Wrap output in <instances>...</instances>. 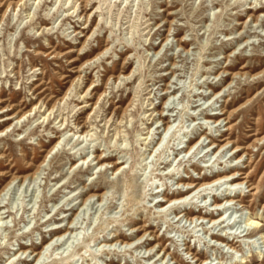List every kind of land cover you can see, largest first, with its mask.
Returning <instances> with one entry per match:
<instances>
[{"label":"rangeland","instance_id":"1","mask_svg":"<svg viewBox=\"0 0 264 264\" xmlns=\"http://www.w3.org/2000/svg\"><path fill=\"white\" fill-rule=\"evenodd\" d=\"M84 1L0 0V189L16 177L0 194V264H22L31 250L41 252L33 264H264V0ZM89 84L96 90L84 94ZM28 109L18 122L3 119ZM220 109L228 131L207 120ZM156 111L169 114L166 131L155 128ZM82 126L88 134L76 140ZM208 139L221 148L212 152ZM94 147L123 166L96 165ZM216 171L248 181L227 190L235 203L223 231L178 214L213 212L222 181L204 200L153 206L163 190H185L177 179ZM254 215L259 229L242 237ZM70 219L76 231L55 238L52 226ZM211 232L230 234L216 242ZM112 233L133 243L102 245Z\"/></svg>","mask_w":264,"mask_h":264},{"label":"bare ground","instance_id":"2","mask_svg":"<svg viewBox=\"0 0 264 264\" xmlns=\"http://www.w3.org/2000/svg\"><path fill=\"white\" fill-rule=\"evenodd\" d=\"M75 1H78V0H75ZM80 1H83V0H80ZM85 3L84 4H87V2H89L88 0H85L84 1ZM90 3H91V1H90ZM93 3V2H92ZM91 3V4H92ZM73 5V4H72ZM72 8L74 7V6H71ZM70 7V8H71ZM249 8H251V12H255V6H249ZM252 14V13H251ZM251 14H249V16L251 15ZM260 15V14H259ZM78 16V15H77ZM84 28H88L87 26L86 27H84ZM75 30V29H74ZM73 30V31H74ZM181 42V39H179L178 40V44ZM183 43V42H182ZM107 49V47H105L103 50H106ZM99 54H101V53H98L97 55H95V57H93V59H95L97 56H99ZM93 59H92V61H93ZM73 60H69V62H72ZM172 65H173V63H172ZM78 71H80V69H78ZM129 75V73L126 75V76H124V79L126 80V79H128V78H130V76H128ZM132 75V74H131ZM119 77V76H118ZM117 77V78H118ZM77 78V80L79 79V75L76 77ZM130 81H128V82H126V83H129ZM72 81H71V83H70V86L67 88V90L65 91V93L63 94V96L59 99V101H61L66 95H69V91H72L73 90V88H72ZM96 84H89L88 86H87V88H86V90H85V92H84V94H91V93H93V91L94 90H96V86H95ZM91 86V88H90V91L88 92V93H86L87 92V90L89 89V87ZM166 86V90H164V92H163V94L164 95H166V96H169L170 97V95L171 96H173V91H174V88H172V89H170V86H168L167 84L165 85ZM105 93V90H103L99 95H98V97H97V100L103 95ZM74 95H76V94H74ZM84 96V95H83ZM80 97V96H79ZM96 100V101H97ZM1 101H3V100H0V102ZM96 101L94 102V104L96 103ZM85 103H84V106L85 105H88L89 103V101H87V100H85L84 101ZM165 102H163V104H164ZM208 107V106H207ZM206 107V108H207ZM52 108H54V105L53 106H51V109ZM51 109H49V111H51ZM163 109V108H162ZM166 109H168V110H171L170 108H166ZM32 109H28V111H25V112H22L20 115H19V113L20 112H15V113H13V114H11V115H7L5 118H3V119H13V118H16V122H18L24 115H26L27 114V116H28V113L31 111ZM1 112H2V110H1ZM226 113V111L224 110V109H220V111L219 112H217V111H213V112H211L210 114H212V116H209L208 118H207V120H209V121H211L212 123H217L219 120H222V121H225V123H224V125L223 126H225L224 127V129L225 130H230L231 129V125H230V114H228V116H225V117H222L223 116V114H225ZM156 115H158V121H159V123H160V125L159 126H156L155 128L158 130V129H160V128H162L161 130L162 131H166L167 130V127L169 126V125H171V120H170V118H169V114H166V113H163L162 111H156V113H155ZM19 115V116H18ZM164 115V116H163ZM87 117V116H86ZM75 120H76V124H77V120H78V118H74ZM1 121V120H0ZM61 121V120H60ZM62 124V123H61ZM60 124V125H61ZM151 124V123H150ZM66 126H67V124H66ZM9 126H6V128L5 129H7ZM84 126H82V127H80L79 128V130H77V131H75V132H73L72 133V136H74V135H76L77 136V138H76V140H78L79 139V137L81 136H86L88 133V131L87 130H81V128H83ZM66 127H63L62 129H57L56 130V133H60L62 130H64ZM69 130H71V129H69ZM161 131V132H162ZM3 132V130H0V133H2ZM161 132H159L158 131V134L159 133H161ZM147 133V132H146ZM221 137L220 138H218L216 141H224L226 138H224L222 135H220ZM54 137L55 138H57V139H59V136H55L54 135ZM202 137V136H201ZM207 138V137H206ZM142 139H144V140H146V137H144V138H142ZM208 141L210 142V145H209V148L212 150V152H213V149H215L216 147H219V148H221V146L222 145H219V144H216L215 143V141L213 140V139H208ZM228 142V141H227ZM58 143V141H56V143L55 144H53L52 145V147H50V149L47 151V153H46V155L44 156V158H46V156L48 155V154H50V152L51 151H53L54 150V148H56V144ZM149 143V142H148ZM147 143V144H148ZM221 143V142H220ZM226 143V142H225ZM252 144V143H251ZM200 145H202V144H200ZM248 145H250V143L248 144ZM183 147H185V146H183ZM203 147V146H202ZM205 147V146H204ZM249 146H242V147H235V149H234V153H236L238 150H245V149H247ZM193 148V147H192ZM58 150V148L56 149V151ZM98 150V148L97 147H94V150L92 151V152H96ZM210 150V151H211ZM189 151H190V148H189ZM189 151H187V152H189ZM185 152V151H184ZM207 155H209L208 154V152H206L204 155H202V156H207ZM110 155H102V151H100V153H95L94 155H93V159H95L96 160V162H95V164L96 165H99V166H102V165H104L105 164V162H108L107 163V165H110V166H112V168H114V172H116V171H118L119 170V168L121 167V166H123V161H119V160H114V161H108L109 159H110ZM190 157V156H189ZM85 160H86V158L85 157H82L81 158V162H85ZM118 165V166H117ZM37 171V170H36ZM35 173V172H34ZM25 178H26V176H25ZM24 178V179H25ZM240 178H243V180L244 181H241L240 180ZM246 179H247V177L246 176H242V173L241 172H230V173H227V174H225V173H223V172H218V171H216V172H214L213 173V176H212V178H208L207 176H204V175H202L201 177H200V180L201 181H199V182H197V181H191V182H188V181H185V180H183V179H177V181L175 182V184H177V185H179V184H182L183 186H185V190L182 192L181 190H177V191H175V192H172V193H170V195H168V194H165V191L163 190L162 191V194L160 195L161 196V198H157L156 199V202H155V204L153 205V206H155V207H163L164 206V204L163 203H167V202H173V204L172 205H174V203L175 202H177V203H184V202H191V203H194L193 201H192V199H194V198H199V197H201L202 196V200H204L205 199V196L207 195V194H209V192H207V190L209 189L210 190V187H216V189L219 187V185H222V184H224V186H225V191H224V193L222 194V195H220L219 197L218 196H216L215 194H212L211 195V198H212V201H211V203H210V205H212L213 206V212H209V210L207 211V210H205L202 214H200L201 213V210H199V209H197L196 210V212H195V214L194 215H190V213L189 212H187V211H185V209H183L182 211H180L178 214H181V215H183V217L185 218V220L187 221V220H189L190 221V223L193 221V220H195L194 222H197L198 220H199V223L197 224V223H195L194 224V226H203V224H204V222L206 223V224H211V226L208 228V231H209V229H214L216 226H220L221 228L220 229H222V231L224 230V228L226 227V226H223V224H224V222H225V220L227 219V218H229V216L225 219H223V214H225L226 212H227V210L228 209H230V208H232L233 209V207H232V204H234L235 203V198H234V194H232L231 192H229V191H227V190H229V187H231V186H233V185H240V184H242V183H247L248 181H246ZM14 180H16V177L15 178H11L1 189H0V194H1V192H3L8 186H9V184H11ZM220 181H222V183L221 184H219V185H217ZM223 186V185H222ZM247 189L249 190V191H253V190H255V187L254 186H251V184H248L247 186ZM194 190V191H193ZM211 191V190H210ZM191 192H194V194H192L191 195ZM103 194H104V192H102V193H99V194H97L96 196H97V198L98 199H102V196H103ZM190 195V196H189ZM91 196H94V195H88L87 197H85L83 200H82V202H83V204H84V201H86L88 198H90ZM188 199V200H187ZM163 202V203H162ZM68 210H73V207H71V208H69ZM217 214L216 215V217H212V215L213 214ZM0 214H1V212H0ZM196 214H199V215H196ZM72 214L70 213V216H71ZM2 218V217H1ZM68 219H69V217H68ZM74 219V218H73ZM179 219V218H178ZM72 219H70L68 222H66V224H64L63 226H60L61 224H62V222L61 223H58V224H56V225H53L52 227H54V228H51V231H53L54 233H56L54 236H55V238H61V236L63 237L66 233H68V235H70V233H73V232H75L76 231V229H77V227H76V225L74 224V225H72ZM261 224L257 221V215H254V216H249V217H247L246 219H245V226L247 227H244L243 229L246 231V233L242 236V237H245V236H248V235H251L253 232H255V231H257L259 228V226H260ZM246 228V229H245ZM140 229H142V228H140V227H137V229L135 230V231H137V230H140ZM229 229H231V227H229ZM63 230V231H62ZM243 230V231H244ZM242 231V232H243ZM147 232H149L148 234H150V233H152V231H147ZM146 232L144 231V233L140 236V237H138L137 238V240H140L142 237H143V235L145 234ZM240 233V232H239ZM230 233H227V232H225L224 234H216V233H213V232H211V236H210V238H215L216 240H214V241H216L217 242V239L218 240H221L220 238L221 237H225V235H229ZM259 234H260V236H259V238L260 239H262V242L264 243V233L263 232H259ZM218 236V237H217ZM234 236H236V237H240L239 235H234ZM130 237V236H129ZM129 237H126V236H123L121 233H112L111 234V236L109 237V238H106L101 244L102 245H107V246H112V245H115V244H122L123 246H130L132 243H133V240H131ZM152 237H153V235H152ZM153 238H155V239H158L157 237H153ZM226 239H227V237H226ZM228 240V239H227ZM51 241V240H50ZM238 240H236V242H237ZM145 241H141V242H139V243H137V244H135V246H133V248L134 249H136L137 247H140V245L141 244H143ZM222 242V241H221ZM230 241H227L225 244H223L224 246H227L228 248H230V249H233L234 248V246H232V244L233 243H229ZM46 243V242H45ZM44 243V244H45ZM50 243V242H49ZM46 245V244H45ZM157 245V244H156ZM215 247L216 246V249H219V246H217L216 244H210V247ZM132 247V246H131ZM125 248V247H124ZM150 249H151V247H150ZM185 249H186V254H189V255H191V259H193L194 260V262L196 263L197 262V260H198V257L193 253V252H191L190 251V249H189V247L187 246V247H185ZM18 250H19V252L21 253V254H24L26 251H29V249L28 248H24V247H19L18 248ZM125 250H128V249H125ZM146 250H148V249H146ZM161 251H163V254L165 253V249H164V247H162L161 248ZM31 252H32V254H33V257L30 259V260H21L22 261V264H33V260L36 258V257H39V255H40V251H37V250H35V251H32L31 250ZM17 254V253H16ZM158 255V254H157ZM147 257H148V254H147ZM161 257L162 256H160L159 257V259L158 260H161ZM19 258V257H18ZM18 260H20V258L18 259ZM36 260V259H35ZM38 260V259H37ZM178 261H179V259H177ZM207 260V259H206ZM206 260H203L202 262H204L205 264L207 263V261ZM155 261H157V260H155ZM154 261V262H155ZM178 263V262H177ZM179 264V263H178ZM202 264V263H201ZM208 264H210V263H208Z\"/></svg>","mask_w":264,"mask_h":264}]
</instances>
